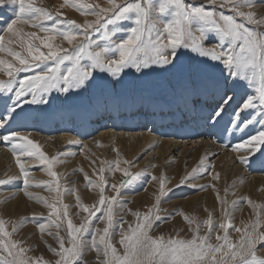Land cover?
Instances as JSON below:
<instances>
[{
	"label": "rangeland",
	"instance_id": "1",
	"mask_svg": "<svg viewBox=\"0 0 264 264\" xmlns=\"http://www.w3.org/2000/svg\"><path fill=\"white\" fill-rule=\"evenodd\" d=\"M34 2L37 6L46 8L53 14L56 12H62L64 15L60 17L61 19L66 18L75 20L78 24H83L87 17V20L96 19V17L90 13L88 15H82L81 11L77 10L75 7L66 6L61 8L60 5L64 0H34ZM87 2L89 4H99L102 7L110 6L108 0H87ZM117 2L126 3L135 2V0H117ZM157 2L158 0H153L154 4ZM221 2L222 0H217L216 5H210L208 0H186V3L188 4L203 6L208 10L214 11L217 16H219L220 13H223L224 15H232L237 23L243 24L246 28L253 30H257L258 28L259 31L264 32V25L258 27L257 25L250 24L245 18L237 16L235 12L231 10V7H219ZM263 7L264 0H254V5L251 9L248 7H242L241 10L245 12L250 10L254 11L256 13V18L260 19L264 18ZM18 13V3L15 5L11 3L0 5V36H4L6 40L9 37V33L6 31L7 25L17 19ZM129 15L131 16L130 19L117 21L116 24H108L103 27L101 25L104 24V21H101V25H94L93 29L87 30V40H85L83 35L78 36L77 39L79 41H84L86 45H90L88 50L91 51L99 50L106 45L114 48L115 44H118L122 39L127 38V35L130 34V28L135 26L134 15ZM83 17H85V19ZM170 18L171 17H166V14L158 15L155 9L151 17L153 22L157 23L161 28L162 21ZM55 19L56 16L53 15V20L44 21L43 23L45 26H50ZM17 26L22 28L25 32H36L40 36L45 35V33L41 32L38 27H32L27 24H19ZM197 27L198 25L194 26L193 32L195 35L199 36V32L196 31ZM96 29L99 30L97 31ZM105 31H107L111 37V41L103 39ZM205 37L206 38L202 41L205 47L216 45L217 51H229L228 39L226 38L222 41L217 32L206 29ZM33 43L40 46L38 40L33 41ZM53 43L68 49L69 53L72 52L73 46L69 45L67 41H64L60 36H57ZM75 43L76 42L74 41V44ZM11 47L16 51H21L22 55H27L26 51L22 50L19 44H13ZM40 47L41 51L45 53L48 51L46 48H43L42 46ZM177 53V58L171 65L162 66L152 64L148 68H141L139 71L134 67L129 66L124 68L118 75L102 71L99 68L91 69L92 75L81 87H69L67 92L62 90L67 86L62 79L59 81H51L50 83H55L57 86L50 87L47 91H44L43 88H37L34 92L30 91L29 89L31 86L26 83L24 88L25 95L17 99V92L20 90L21 81L25 80L26 77L46 72L48 68L53 67V61H46L40 64L39 67L33 65L25 71L14 73V81L11 85V91L0 90V108L3 109V115L0 114V125H2L0 126V129H5L10 120L29 118L31 124L27 123L28 125L25 124V126L18 125L19 128L14 130L15 133L22 131L19 134L27 136L29 139L37 142L40 145L41 151L44 152L49 159L52 157H56L57 159V162L53 165V171L57 173V177L53 178L47 173V165H42L38 157L30 158L29 156L24 155V157L27 156L30 158V162L32 161L31 163L29 161L25 163L23 160L25 161L26 159H22L25 168L29 172L30 184L27 187L23 185V176L20 171L12 176L16 177L17 175L19 177L17 179L9 180L8 178L0 177V180L7 179L6 181H8L7 183L0 184V219L5 221V229L10 233V237H3L2 234H0V239L20 241L21 243L19 247L26 249L25 257L29 258V264H35V261L40 259L46 261L47 264H55V261L59 259V256L51 251L49 246L59 252V239L56 234L58 233L59 238H63L65 247H69L71 237L68 235V219H71L73 225L78 227L88 220L89 212H94L95 215L91 217L89 231L83 233L82 240L86 244V247L83 251L82 260H80L78 264H100V259H97L98 254L96 250L92 248L91 241L93 234H95L97 236V243H99V234H102L104 227L107 226L105 216L107 203L104 205L99 204L101 185L104 187L103 195L105 197L114 196L116 198L112 207L113 222L112 226L109 228V238L117 248L118 253L121 255L124 252L123 246L119 243L121 236L129 232V226L135 227L137 223L143 222V215L149 213L150 210L153 227L149 230V234L153 237L163 235L166 239L169 237L191 239L198 224L199 235L203 236L208 233L209 229L207 225L202 223V221L206 220L211 213L215 228L211 233L210 242L215 244L217 243L216 233L222 235L224 231L219 225L228 222L224 216L225 211H227L231 224L234 226L228 230V234L233 242H236L241 235V233L235 231V228H243L245 224H248L249 230H251V222H255L257 218H259L261 222L259 231H264V186L259 183L255 186L254 191L247 187L237 191V184L230 182L225 191V197L221 199V204L219 200L217 201V203L220 204L219 205L210 200L209 189L212 188L214 183H212L211 179L206 177V174H199V176L193 180V178L190 179L192 176H187V171L184 169L182 171L183 173L181 172L176 180L172 179V177L168 179L167 176H164L165 172L159 170L158 165H160L167 147L159 145L160 143H158V141L147 142V144L145 142L143 145H139V147H142L143 149L139 148V151H133L130 147L127 149L130 143L128 142L129 140L121 138L120 141L115 139L116 137L114 135H111L112 138L106 137L105 139V141L110 139L107 141V143L109 142L110 144H106L107 151L108 149H112V146L115 145V143L117 150L115 147L106 154L105 152L102 154L98 151H92L94 147L97 149H103L98 147H103L102 144L104 143H101V140L99 142V139H97L100 132L103 131L106 132L112 130L115 134L122 133L132 135L145 132L150 135H158L160 132H167L166 129L172 125L169 121L175 114V109H177L176 107L178 106L176 102L181 98L190 96L196 105L200 102L201 95L206 93L209 89H212V91H219V93L216 95L214 101L215 104L211 105L207 110L208 114L206 116V121L203 122V127L207 128V125H209L208 119L212 118L211 116H213L214 110H218L222 105L225 108L223 112L224 115L220 116L219 126L216 127V136H214V134L209 135L208 142L210 143H212L213 140H219L223 137L222 132L224 131V134L228 137L225 138L224 145L232 144L235 136H238L241 132L237 126L229 127V124L234 121L230 117L237 111H240V117L236 121L239 125H241L247 118L245 117L247 114L255 113L257 110H260L259 112H264V108L260 107V104H258V99L254 102L259 105V107L258 105L256 106L258 109L255 107L256 109L251 108L244 110L241 105L245 102L247 96L257 95L255 91L258 86L257 82L250 83L249 79H246L243 76L234 77L230 75V71L235 69H229V67L223 63V59L219 61L212 60L211 57L201 56L198 53L193 52L190 48L184 47L178 48ZM140 55L142 57L143 53ZM117 56H113L109 53L106 55L105 59H115ZM0 57L18 65V61H15L14 58L7 53L0 52ZM80 65L82 67H90L91 60L85 55L80 61ZM71 66V61H65L64 64L59 66L58 75H65L67 68ZM248 76L250 77L251 74L249 73ZM9 79L11 78L4 72H0V80L7 81ZM43 87H47V85H44ZM225 93H227V96L232 95L231 101L226 105L223 104L222 101V97H224ZM34 94L38 101L37 103L31 102ZM17 104L19 106H17ZM207 104H209V102H207ZM229 106L231 107L229 108ZM13 108H15V111H10ZM114 110L115 113H113ZM6 113H8L7 116L10 117L7 119L8 121L4 119ZM139 113L142 115V124L134 123L141 119L137 116ZM156 113H158L160 117L163 116L162 119L165 117H169V119H165L164 122H154L153 118L150 117H154ZM179 113H183L182 109H180ZM86 115H88V117L85 120L82 117ZM65 116L67 117L68 122L71 123L74 121V127L66 131L69 135L71 134V136H75H72L73 138L71 141L67 140V142H64L65 144H59L58 141L53 140L54 142L50 141L51 143H49L52 145H49L44 140L35 137H59V133L56 130H58L57 127L59 126V122L63 121ZM226 117L228 118V121ZM261 117H263V120H261L263 124L264 116L262 115ZM101 119H104L105 121H103L102 125L98 124V127L95 128V123L100 122ZM1 120L6 121L7 123L4 124ZM178 120V124H184L186 119L185 116H181ZM84 122H87L88 124L85 127L83 126ZM221 123H223V125H220ZM254 124L256 125L257 122H254ZM48 127L50 129H48ZM51 127H54V129ZM11 128L13 127H10V129ZM79 128L83 131H79ZM198 128L199 133H195V129H191L186 133L184 138H174L175 141L178 142V150H175L176 152L174 151L173 157H177L178 152L182 149L181 147H183L182 143L186 139L191 138L193 134L194 137L191 138L193 140L205 136V133L203 132L204 128L200 129V126H197V129ZM171 134L172 133H166V138H171ZM246 136L245 138H247ZM90 140L95 141L94 143L90 142L93 144V147L90 145L87 147L86 145L85 149L83 146L85 144L84 142H89ZM0 141V146L4 145V143H10L9 140L5 141L1 139ZM124 142L127 144L126 146ZM15 143L18 142L15 141ZM218 144L220 143L218 142ZM44 145L47 147L44 148ZM144 145L150 150L146 152L147 149H144ZM148 145L149 147L151 146V148H149ZM55 146L56 148H53ZM161 150L163 151L161 152ZM149 151H152L153 154L151 155ZM263 151L264 148H262L261 151L255 152L258 155H252V157L250 156L249 159H247L248 162L246 161L251 170L248 169L250 171H255L253 173H256L257 171L261 172L262 170L258 167L259 162L251 167L249 161L257 162L260 157L259 153H263ZM220 154V152H217V154H213L214 156L212 155L208 160L212 161ZM91 155H95V157L93 156V158ZM146 155H149L148 158H146ZM78 156H82L86 160H89V162L91 161L90 165L85 167L84 165L87 164L86 161H82L81 165L80 161H76L75 159L78 158ZM60 158H62V160ZM103 158H105V160H103ZM71 159H73V161ZM117 161H119L120 169L127 170L133 175L136 173H141V175L135 179L125 176L123 171L117 170ZM125 161L128 163H125ZM64 164L66 166H63ZM62 167L65 170H63ZM195 168L196 167H194V169ZM101 169H103V171H101ZM151 169H155L156 171L152 173V171H149ZM61 170L63 171L61 172ZM10 171L13 172V170ZM85 174H87L88 179L85 178ZM101 176L103 177V181L100 179ZM184 176L188 177V181L186 179L184 183L179 182L182 178H185ZM153 177H155V179H153ZM161 179L164 180L165 194L163 196H160ZM13 180H16L17 183H14ZM53 180L58 181V184L55 182L50 185L41 183L42 181ZM128 180H131V183H126ZM113 185L118 186V192L113 188ZM152 185H154V187H151ZM57 188L59 189L58 191L49 190ZM5 191H11V193L16 192V194L4 197V194L1 193ZM25 192H30L33 196L29 197L25 195ZM258 192L262 193L258 194ZM16 195L21 199L24 198L30 201L33 208L28 203L21 205L18 198H16ZM77 196L80 198L79 201L77 200ZM158 196H160V200L157 205ZM190 196L196 197L185 200L188 199L186 197ZM38 197L41 199H38ZM45 199L48 204L56 205L59 218H57V214L53 213L52 209L44 203ZM249 200L252 201L251 205L248 203ZM234 201L237 202L235 205L233 204ZM80 204L87 205L89 207V212H85L83 208L80 207ZM65 205L67 208L64 207ZM65 211L68 213L67 217L64 216ZM136 212L141 214L139 219L133 215V213ZM182 213L193 218L195 222L189 224L183 218ZM258 213L259 217H257ZM156 215H159L161 220L156 221ZM52 221H55V223H52ZM39 224L46 225L43 233L39 229ZM14 226L16 227L15 232H13ZM96 229H99L100 233H97ZM49 233H51V235ZM102 247L103 246H101V248ZM257 254L264 255V243L258 245ZM100 256L102 259V251Z\"/></svg>",
	"mask_w": 264,
	"mask_h": 264
},
{
	"label": "snow or ice",
	"instance_id": "2",
	"mask_svg": "<svg viewBox=\"0 0 264 264\" xmlns=\"http://www.w3.org/2000/svg\"><path fill=\"white\" fill-rule=\"evenodd\" d=\"M8 3L19 5V13L17 19L13 20L7 25L6 31L9 37L0 36V52L7 53L18 61V65L0 57V72H4L11 79L7 81L0 80V90L11 91V85L14 81V73L25 71L35 65L39 67L40 64L46 61H53V67L48 68L46 72L37 75L26 77L20 82V90L17 92V99L25 95L24 88L27 83L30 85V91H35L37 88H43L47 91L50 87H56L55 83L51 81L63 80L66 87L62 90L67 92L69 87H81L85 81L92 75L91 69L99 68L102 71H107L113 75H118L124 68L129 66L134 67L137 71L141 68H148L152 64L156 65H171L177 58V49L180 47L190 48L193 52L201 56L211 57L212 60L219 61L223 59V63L229 69L230 75L234 77L243 76L251 82H257L258 86L255 91L257 95L247 96L243 104L244 109L255 108L254 103L257 99L260 101V106L264 107V32L246 28L243 24L237 23L234 16L224 15L220 13L219 16L212 10H208L203 6H195L186 3V0H158L156 4L153 0H135V2L118 3L117 0H108L109 7H102L99 4H89L87 0H64L60 5L61 8L66 6L75 7L81 11L82 15L89 13L96 17L95 20H85L83 24H78L75 20L61 19L64 14L56 12L53 14L48 9L39 7L34 0H0V5ZM210 5H216L217 0H208ZM254 0H222L219 7H231L237 16L245 18L250 24L264 25V18L257 19L254 11H242V7L252 8ZM154 9L158 15H165L171 17L162 21V28L153 22L151 19ZM134 15L135 26L130 28V34L127 38L122 39L114 48L105 46L96 51L88 50L90 45H86L84 41H79L78 36L83 35L85 40L88 38V29H93L94 25H101L104 21L106 26L108 24H116L117 21L130 19ZM53 15L56 16L55 21L50 26H45L44 21L53 20ZM19 24H27L32 27H38L44 36L38 35L36 32H25L18 27ZM196 31L199 36L193 32L194 26H197ZM206 29L215 31L220 35L221 40L228 39V52L217 51V46L212 45L205 47L202 41L206 38ZM83 30V31H80ZM97 31L99 29H96ZM57 36L67 41L72 45V52L54 44ZM106 41H111V37L105 31L103 37ZM39 41L40 46L46 48L45 53L41 51V47L33 43ZM74 41L76 42L74 44ZM13 44H19L20 48L26 51L27 55H22L21 51H16L11 47ZM111 53L117 56L115 59H105L106 55ZM141 53L143 56L141 57ZM87 56L91 60L90 67H82L80 61ZM226 57V58H225ZM65 61H71L72 66L67 68V72L63 76H59V66ZM251 74L249 77L248 74ZM47 85V87H43ZM232 97L225 93L222 97L223 104L231 101ZM32 103H37L35 94L33 95ZM17 106H19L17 104ZM10 111L14 112L15 108ZM224 108L219 107V110H214L213 115L220 117ZM264 115V112L261 113ZM237 117L239 114L237 113ZM247 123V122H246ZM2 126V125H0ZM3 140H15L18 142L21 151L16 155V164L23 176V183L25 187L30 184L29 172L25 168V164L21 161V156L27 155L29 157H38L42 164L47 165V173L49 176L55 178L57 173L53 171V165L57 162L56 157L49 159L44 152L41 151L40 145L29 139L27 136H22L19 133H11L2 137ZM250 146V147H246ZM264 148V131H260L258 135H253L250 139L243 141L242 144L233 146V151L240 149L247 150L250 154L261 151ZM15 151V149H14ZM201 159V163H203ZM242 161H246V157H240ZM125 163H128L125 161ZM118 171H123L125 176L135 179L141 175L136 173L133 175L127 170L120 169L119 161L116 162ZM82 171V169H81ZM103 171V169H101ZM196 169H193L195 172ZM192 174L189 173V176ZM218 175V174H217ZM18 177H9V180L17 179ZM85 178L88 179L87 174ZM188 177L182 178L181 183H184ZM103 181V177H100ZM155 179V177H153ZM6 180H0V184L7 183ZM58 181H42V184H52ZM126 183H131L128 180ZM113 188L119 191L118 186L113 185ZM58 191L59 189H49ZM101 196L99 204L107 203L105 216L107 226L104 227L102 234H99V243H97V236L93 234L91 246L97 252V259H100V264H264V255H258V245L264 243V231H259L261 222L259 218L255 222H251V230L249 225L245 224L243 228L236 227L235 231L241 233L239 239L233 242L228 234L229 228L234 227L231 224L229 215L225 211L224 216L228 221L221 223L219 227L223 229V234L216 233L217 243L210 242L211 233L214 231L213 217L211 213L208 218L202 223L208 226V233L199 235V224L194 230V235L191 239H182L169 237L165 238L163 235L153 237L149 234V230L153 227V220L151 218V210L142 217L141 223H137L135 227L129 226V232L121 236L119 243L123 246V254H119L117 248L109 238V228L112 226L113 214L112 207L115 197H105L103 195L104 187L100 186ZM164 193V180L160 181V196ZM25 195L32 197L33 194L25 192ZM157 197V205L160 200ZM219 199V195L217 197ZM38 199H41L38 197ZM77 200L80 198L77 196ZM52 212L59 213L55 204H48L44 200ZM237 202L234 201L235 205ZM248 203L251 205L252 201ZM67 208V206H64ZM85 212H89V207L80 204ZM155 207V206H154ZM100 210V209H97ZM158 210V209H157ZM67 211L64 216L67 217ZM94 212H89L88 220L78 227L73 225L71 219L67 221L68 235L71 237L70 246L65 247L63 238H59V252L56 249H49L55 252L59 259L55 264H78L83 257V251L86 244L82 240L83 233L89 231V224ZM138 219L141 214L139 212L133 213ZM183 218L189 223H194V219L188 215L183 214ZM259 217V213L257 214ZM155 220H161L159 215L155 216ZM55 223V221H52ZM59 226V225H57ZM46 225L39 224V229L43 233ZM16 227H13V232ZM100 233L99 229H96ZM0 234L3 237H10V233L5 229V221L0 219ZM51 235V233H49ZM79 234V238H78ZM20 241H13L11 239H0V264H29V258L25 257L26 249L19 247ZM101 246H103L101 248ZM102 251L103 258L100 253ZM35 264H47L42 259L36 260Z\"/></svg>",
	"mask_w": 264,
	"mask_h": 264
},
{
	"label": "bare ground",
	"instance_id": "3",
	"mask_svg": "<svg viewBox=\"0 0 264 264\" xmlns=\"http://www.w3.org/2000/svg\"><path fill=\"white\" fill-rule=\"evenodd\" d=\"M264 8V7H263ZM263 11V9H262ZM261 12V11H260ZM82 16V15H81ZM86 17V16H85ZM85 17H83L85 19ZM93 17V16H92ZM88 18V17H87ZM86 18V20H87ZM95 18V17H93ZM90 19V18H89ZM219 93V91H212V89H209L206 93H203L200 97V102H198L196 105L194 103V101L192 100V98L189 96V97H185V98H181L180 100H178L176 103L178 104V106L176 107L177 109H175V114L172 116V118L170 119L169 122L172 123L171 126H169L167 130V132L163 133V132H160L158 135H150L148 133H141L139 134H135V135H132V134H122V133H117L115 134L112 130H109V131H103V132H100L99 136L97 137V139H99V142L101 140V143H104L102 144L103 147H98V148H103V149H97V148H93L92 151H98V152H101L102 154H105L107 152H109L110 150H113L115 147H116V143L115 145H111L112 146V149H108L107 151V147H106V144H110L109 142L107 143V141H109L110 139H106V137H111V135H114L117 139V140H120L121 138H126L127 140H129L128 142L129 145H128V148L130 147V149H132L133 151H139V148H142V147H139L140 144H144L146 142H157L160 143L159 145L163 146V147H167L165 149V155L162 157V161L160 163L159 166V170H163L165 172V175L164 176H167V178L169 179L170 177H172V179H177L179 176H180V173L185 169L187 171V176H189V173H191L192 171V177H190V179L193 178V180L195 178H197L199 176V174H203L205 175L206 174V177L208 179H211L212 180V183H214V185L212 186L211 189H209V196H210V200L211 202L213 203H216V204H219L217 203V201L219 200L220 201V204L222 202V198L225 197V191L226 189L228 188L229 186V183L230 182H234L236 185V187H238L236 190L239 191L240 189L242 188H249L251 189L252 191H254V188L255 186L259 183L261 185L264 186V151L263 153H259V160L257 162H250V166L253 167L255 163H258V167L259 169H261L262 171L259 172L257 171L256 173H253L255 171H250V167L247 165V159H249V157L252 155H258L257 153H249L247 150L245 149H240L239 151H233V146L237 145V144H242L243 141L245 140H248L250 139L251 136L253 135H258V133L260 131H264V123L262 124V121L263 120L261 117V112H258L254 111L255 113H249L247 114L245 117H247L243 123L241 125H239L238 123H236V121L239 119V117H237V113L239 114L240 111H237L236 113L232 114L231 115V119H233L234 121L229 124V127H233V126H237V128L239 130H241L240 134H238V136H235V139L234 141L232 142V144L230 145H224V142H225V138H228L227 135L224 134V131L222 132V136L219 140H213L212 143L208 142V138H209V135L210 134H214V136H216V132H217V128L219 126V120H220V117H215L214 115L211 116L212 118L211 119H208V124L207 125V128L203 127L204 124L203 122L206 121V116L208 114V109L211 105H214L215 104V99H216V95ZM232 96V95H231ZM246 101V100H245ZM207 102H209V104H207ZM244 104V103H243ZM243 104H241L243 106ZM258 104H260L259 100H258ZM256 104V105H258ZM222 105V104H221ZM11 106V105H10ZM241 106V107H242ZM223 107V105H222ZM231 106H229L230 108ZM259 107V105H258ZM261 107V106H260ZM224 108V107H223ZM257 108V107H256ZM254 108V109H256ZM264 108V107H262ZM180 109H182L183 113H179L180 112ZM225 109V108H224ZM239 109V108H238ZM248 109H251V108H248ZM253 109V110H254ZM258 109V108H257ZM261 109V108H260ZM219 110V109H218ZM240 110V109H239ZM242 110V108H241ZM245 110V109H244ZM252 110V111H253ZM262 110V109H261ZM264 111V110H263ZM224 112V111H223ZM222 112L221 115H224ZM89 113V112H88ZM113 113H115V110L113 111ZM245 113V112H244ZM0 114L3 115V109L0 108ZM259 114V116H258ZM6 117H4V119H8L10 117H8V113L5 114ZM138 117H140L141 119H137L139 121H135L134 123H140L142 124L143 121H142V115L141 113H139L137 115ZM136 116V117H137ZM181 116H185V122L184 124H178L179 120L181 118ZM194 116V117H193ZM264 116V115H263ZM88 117V115L82 117L83 119L86 120V118ZM163 116H159L158 113L155 114L154 117H150V118H153V121L154 122H158V121H162L164 122L165 119H169V117H165L162 119ZM227 118V117H226ZM12 119V118H11ZM184 119V118H183ZM189 119V120H188ZM2 121V120H1ZM8 121V120H7ZM103 121H105L104 119H101L100 122L98 123H95V128L98 127V124L99 125H102L103 124ZM227 121H228V118H227ZM261 121V122H260ZM4 122V124H6L7 122L6 121H2ZM74 121H72L71 123L68 122L67 120V117L65 116L64 117V120L63 121H60L59 122V126L57 127L58 130H55L58 131L59 133V137L57 136H53L51 138H46V137H43V136H35L36 138L38 137L39 139L41 140H44L46 143H51V142H54L53 140L55 141H58L59 144L63 143L65 144L64 142H67V140H72L73 137L75 136H71V134L69 135L66 131L68 129H72L74 127ZM247 122V123H246ZM254 122H257V124L255 125ZM27 123H30L31 124V121L29 120V118H22V119H14V120H10V122L6 125V128L1 130L0 129V140L2 139L3 136L5 135H10L11 133H14L15 131L14 130H17L19 127L18 125H21V126H25L28 125ZM36 123V122H35ZM129 123V122H128ZM199 123V125H198ZM1 124V122H0ZM3 124V123H2ZM87 122H84L83 126H87ZM91 125V124H90ZM110 125V124H109ZM131 125V124H130ZM220 125H223V123H221ZM34 126V125H33ZM82 126V127H83ZM197 126H200V129L201 128H204L203 132L205 133V136H201L200 138L198 137L196 140H193L191 139L192 137H194V134L191 138L189 139H186L183 143H182V146L181 147L182 149H180V151L178 152V155L177 157H173V154H174V151L175 150H178L177 149V144L178 142L175 141L174 138H184L186 136V133L188 131H190L191 129H195V133H199V128L197 129ZM10 127H13L10 129ZM110 127V126H109ZM196 127V128H195ZM249 127V128H247ZM21 128V127H20ZM46 128V127H45ZM52 129H54V127H51ZM48 129H50L48 127ZM243 129V130H242ZM41 130V129H40ZM44 131V130H43ZM79 131H83V130H80L79 128ZM112 131V132H111ZM22 131H20L19 133H21ZM24 132V131H23ZM36 132V131H35ZM214 132V133H213ZM29 133V132H28ZM166 133H172L171 134V138H166ZM26 134V133H25ZM35 134V133H33ZM38 134V133H37ZM234 135H236L235 133H233ZM247 134V136H246ZM21 135V134H20ZM24 135V134H23ZM29 135V134H28ZM31 135V134H30ZM43 135V134H42ZM178 135V136H176ZM199 135V134H198ZM201 135V134H200ZM32 136V135H31ZM30 136V137H31ZM196 136V134H195ZM245 136L247 138H245ZM50 137V136H49ZM245 138V139H244ZM95 139V138H94ZM95 139V140H97ZM191 139V140H190ZM195 139V138H194ZM92 140V139H91ZM86 141L84 142L85 144L83 145L84 148L86 147H89L92 146L93 147V144H91L92 142L94 143L95 141ZM123 140V139H122ZM207 140V141H205ZM51 141V142H50ZM74 141V140H73ZM112 141V139H111ZM110 141V142H111ZM121 141V140H120ZM178 141V140H177ZM1 142V141H0ZM9 144L8 143H4V145L0 146V166H1V169H0V177H3V178H9V177H12L16 172L20 171L18 165L16 164V155H18L21 151V148L19 146L18 143H15V140H9ZM40 142V141H39ZM69 142V141H68ZM76 142V141H75ZM88 142V143H87ZM91 142V143H90ZM115 142V141H114ZM127 142V141H126ZM218 142L220 144H218ZM43 143V142H42ZM71 143V142H70ZM113 143V142H112ZM123 143V142H122ZM157 143V144H158ZM45 144V143H44ZM55 144V143H53ZM68 144V143H67ZM125 144V142H124ZM155 144V143H153ZM49 145H52V144H49ZM72 145V144H70ZM101 145V144H100ZM127 144H125L126 146ZM152 145V144H151ZM189 145V146H188ZM118 146V145H117ZM145 146V145H144ZM160 146V147H161ZM47 147L44 145V148ZM59 147V146H58ZM57 147V148H58ZM91 147V148H92ZM120 147V146H119ZM149 147V145H148ZM159 147V149H160ZM246 147H250V146H246ZM50 148V147H49ZM52 148V147H51ZM53 148H56L53 147ZM52 148V149H53ZM83 148V149H84ZM110 148V147H109ZM151 148V146L149 147ZM15 149V151H14ZM82 149V150H83ZM86 149V148H85ZM84 149V150H85ZM122 149V148H121ZM123 149H124V146H123ZM122 149V150H123ZM126 149V150H127ZM143 149V148H142ZM146 150V152L150 149L144 148ZM12 150V151H11ZM46 150V149H44ZM57 150V149H56ZM116 150H117V147H116ZM131 150V151H132ZM141 150V149H140ZM49 151V150H47ZM130 151V150H129ZM163 150H161L162 152ZM52 152V151H51ZM69 152V151H68ZM123 152V151H122ZM141 152V151H140ZM145 152V153H146ZM152 151H149V153L152 155L153 152L151 153ZM160 152V153H161ZM176 152V151H175ZM217 152H220L221 154L214 160L212 161H209L208 159L213 155V154H217ZM115 153V152H114ZM148 153V154H149ZM66 154V153H65ZM71 154V153H70ZM97 154V153H96ZM113 154V153H112ZM124 154V152H123ZM157 154V153H155ZM15 155V156H14ZM63 155V154H62ZM72 155V154H71ZM99 155V154H97ZM126 155V154H125ZM130 155V154H129ZM132 155V154H131ZM134 155V153H133ZM160 155V154H158ZM80 156V155H79ZM78 158H75L76 161H80V164L82 163V161H86L87 164L84 165L85 167L86 166H89L91 161L89 162V160H86L85 158H83L82 156ZM92 156V155H91ZM95 157V155H93ZM92 156V157H93ZM147 156V155H146ZM149 156V155H148ZM148 156L146 158H148ZM176 156V155H175ZM214 156V155H213ZM93 157V158H94ZM99 157V156H98ZM105 157V155H104ZM113 157V156H112ZM124 157V156H123ZM240 157H246V161H242L240 159ZM255 157V156H253ZM21 161L22 159H26L25 161L23 160V162H30V158L32 157H24L21 156ZM36 158V157H35ZM72 158V157H71ZM153 158H154V155H153ZM161 158V157H160ZM203 159V163H201V159ZM34 159V158H33ZM32 159V160H33ZM62 160V158H60ZM68 159V157H67ZM74 159V158H73ZM73 159H71L73 161ZM152 159V158H151ZM35 160V159H34ZM33 160V161H34ZM65 160V159H64ZM103 160H105V158H103ZM253 160V159H251ZM255 160V159H254ZM75 161V160H74ZM32 162V161H31ZM30 162V163H31ZM65 162V161H64ZM71 162V161H70ZM89 162V163H88ZM40 163V162H39ZM194 164V165H193ZM43 165V164H42ZM69 165V164H68ZM71 165V164H70ZM73 165V163H72ZM82 165V164H81ZM196 165V166H195ZM256 165V164H255ZM260 165V166H259ZM58 166V165H57ZM63 166H66L65 164ZM157 166V167H158ZM194 167H196V171L193 172V169ZM63 168V167H62ZM69 168V166H68ZM67 168V169H68ZM191 168V169H190ZM250 170H249V169ZM66 169V170H67ZM150 169V167H149ZM157 169V170H158ZM2 170V171H1ZM9 170V172H8ZM10 170H13V172H11ZM60 170V169H59ZM63 170H65L63 168ZM61 170V172L63 171ZM148 171V170H147ZM149 171H152V173L154 171H156L155 169H151ZM185 171V172H186ZM8 172V173H7ZM65 172V171H64ZM159 172V171H158ZM173 172H178V173H173ZM183 173V172H182ZM186 174V173H185ZM218 174V175H217ZM163 175V174H162ZM183 175V174H182ZM163 176V177H164ZM16 177H18L16 175ZM185 177V176H184ZM19 178V177H18ZM7 180V179H6ZM171 180V179H170ZM237 180V181H236ZM186 181V180H185ZM188 181V179H187ZM14 183H17L16 180H13ZM180 182V181H179ZM233 183V184H234ZM232 184V185H233ZM14 185V184H13ZM24 185V184H23ZM16 186V185H15ZM151 187H154V185H152ZM260 188V187H259ZM263 188V187H262ZM257 189V188H256ZM15 191V190H14ZM20 192V191H19ZM262 193V192H261ZM258 192V194H261ZM1 194H4L3 196L6 197V196H10V195H14L16 194V192L14 193H11V191H5ZM257 194V193H256ZM257 194V195H258ZM219 195V199L217 198ZM24 197V196H22ZM196 196H190V197H186L188 199H185V200H189V199H193L195 198ZM16 198H18V200L20 201V204L21 205H24L25 203H28L31 205L32 207V204L30 201L24 199V198H20L18 195H16ZM184 200V201H185ZM182 201V200H181ZM219 204V205H220ZM222 206V205H221ZM33 208V207H32ZM31 209V208H30ZM41 243V242H40Z\"/></svg>",
	"mask_w": 264,
	"mask_h": 264
}]
</instances>
